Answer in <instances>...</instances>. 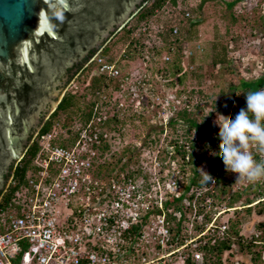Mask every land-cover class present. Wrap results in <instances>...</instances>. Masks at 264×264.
Masks as SVG:
<instances>
[{
  "label": "rangeland",
  "instance_id": "obj_1",
  "mask_svg": "<svg viewBox=\"0 0 264 264\" xmlns=\"http://www.w3.org/2000/svg\"><path fill=\"white\" fill-rule=\"evenodd\" d=\"M203 1L201 13L197 14L199 16L196 19L199 25L193 29H190L187 23L190 16L186 18L183 14L190 13L192 9L199 6L202 0H176L174 5L166 2L155 17L150 19L149 34L151 36L142 48L141 57L135 56L132 61L125 63L126 66L119 68L118 85L109 83L101 95L93 96L88 89L91 76L97 75L96 68L91 66L81 72L65 89L66 93L70 92L79 98L78 108L72 110L70 119L66 114H60L51 127L60 136H65L67 133L74 134L82 124L79 116L83 111H87L84 106L89 102L95 104L101 116L105 115L107 119L116 116L119 123L110 122L108 128H101V131L109 137L107 164L116 166L113 175H126L134 172L136 174L134 180L146 185L151 195L158 193L156 181L162 183V192L166 190L174 192L172 182H180L182 186H186L187 180L192 177L190 165L183 166L178 156L172 159L163 154L170 142L176 140L178 144H183L187 138L194 140L196 137L193 131L189 136L185 135V129L180 125H176L175 130L166 126V122L174 117V112L187 108L192 114L191 117L199 121L209 117L215 125L217 114L227 116L224 106L240 93L229 91L228 86L232 83L237 85L239 78L255 80L264 72V0H241L231 10L226 7V2L231 0ZM136 24H138L136 17L128 22L127 29H133L131 38L138 37L135 26L139 25ZM173 26L186 29L181 38L182 41L187 42L183 49L187 56V59L183 61L185 69L198 68L196 76L195 74L187 76L181 85H176L175 78L166 79L163 76L160 70L163 65L157 64L156 66L152 63V52L148 49L159 46V39L162 40V38L157 34L162 32V27ZM121 33L120 31L108 45L110 48L108 54L114 60L124 53L130 41L127 40L125 45L118 41ZM221 45L226 47L228 63L225 66H213L212 58L220 50ZM188 57H192L193 62L189 63ZM247 69L250 73H246ZM198 74L201 75L199 80L196 79ZM125 76L127 79L122 82ZM171 80L174 83L169 86ZM178 91L182 92L179 96L176 94ZM189 92L193 93L188 94ZM195 106H199V109ZM159 126L163 127L162 133L159 132ZM216 128L218 129L217 126ZM201 143L200 140L196 142L197 148L193 151L195 158L200 156L201 152H206V150L199 149ZM208 152V155L212 154L211 151ZM211 168L210 163L197 165V170L201 175L208 173ZM221 173L226 174V178L231 181L227 193L221 195L215 192L218 198L210 199L201 215L196 213V208L188 209L187 207L185 216L188 217V221L183 224L184 233L182 235L189 241L204 225L203 216L205 214L208 213L211 218L217 214V211H224L222 217L216 221V226L220 227L224 223V225H229L228 235H230V226L237 222L236 228L241 242L244 245H252L249 251L247 249L239 251L236 245L231 244V253L222 252L220 259L225 264H264V226L259 227L260 224H264V215L259 214L261 206L259 203L256 204V201L252 204L250 211H246L247 206H243L246 197L248 199L254 197L249 193L243 195L233 205V209L226 210L229 196L246 188L249 183H235L236 175L226 172L225 167ZM257 185L260 189L264 188L262 181L257 182ZM151 186H153L152 190ZM212 201L214 205L208 207ZM199 241L192 239L187 242V252H193V250L201 252L199 247L202 246L203 240ZM201 254L203 255L202 252ZM255 254H260V259L254 263L252 258ZM215 261V256H213L208 262L205 261V264H215Z\"/></svg>",
  "mask_w": 264,
  "mask_h": 264
},
{
  "label": "built area",
  "instance_id": "obj_2",
  "mask_svg": "<svg viewBox=\"0 0 264 264\" xmlns=\"http://www.w3.org/2000/svg\"><path fill=\"white\" fill-rule=\"evenodd\" d=\"M183 15L189 16L188 12ZM136 25L135 39L145 45L151 36L149 26ZM158 33L161 37L162 32ZM151 52L154 61L153 48ZM93 62L97 75L118 78L114 63L98 56L89 60ZM107 120L94 105L89 121L74 134L60 136L52 128L32 138L28 147L37 144L32 169L22 180L15 177L23 154L2 192L15 188L14 194L4 205L0 197V264H187L188 258L202 264L201 252L186 255L185 250L187 242L196 241L203 232L189 241L182 236L181 244L171 235L169 216L179 220L181 215L164 203L171 195H180L175 190L182 184L174 181V192H162V183L156 181L158 193L151 195L146 185L134 180V172L113 175L116 166L106 161L109 137L101 131ZM213 220L206 231L224 235L227 225L217 227Z\"/></svg>",
  "mask_w": 264,
  "mask_h": 264
},
{
  "label": "water",
  "instance_id": "obj_3",
  "mask_svg": "<svg viewBox=\"0 0 264 264\" xmlns=\"http://www.w3.org/2000/svg\"><path fill=\"white\" fill-rule=\"evenodd\" d=\"M143 1L0 0V197L31 130L61 100L68 70L121 29Z\"/></svg>",
  "mask_w": 264,
  "mask_h": 264
},
{
  "label": "trees",
  "instance_id": "obj_4",
  "mask_svg": "<svg viewBox=\"0 0 264 264\" xmlns=\"http://www.w3.org/2000/svg\"><path fill=\"white\" fill-rule=\"evenodd\" d=\"M241 0H231L230 2H226V7L231 10L237 3H239ZM166 2H170L172 5L175 4L176 0H144L137 13L135 14L136 22L137 23H145L146 26H149L150 19H153L156 15V13L159 12V10L165 5ZM204 1L199 4L198 7H195L191 10L189 14L190 17L187 19V23H189V28L193 29L196 28L199 25V21H197V14L201 13V7L203 6ZM133 30V29H132ZM132 30L127 29V27H124L121 30V36L118 37V41H120L123 45H125L127 40H130L127 46L126 54L123 58H121V61L116 62L117 67H123L126 66L125 63H129L132 61L135 56L140 57V53L142 52L143 40H140V38L135 39L131 38L130 35L132 33ZM162 33L160 34L162 38V45L157 47L155 46L153 48V53L157 56L156 60L152 61L154 65L157 66V64L163 65V68H160L161 73L166 79H172L175 78L176 85H181L187 78V76H191L197 72V67H192L191 69H186L185 71H182L184 68L183 61L186 60V52H183L186 40L182 41L183 31L186 29H183L181 27H177V33L173 34V27L170 28H163L162 27ZM120 33V32H118ZM116 33L112 39H114L117 34ZM111 39V40H112ZM107 42L108 44L103 45L107 40H105L102 45L98 47V49L92 50L88 53V55L78 64H76L73 68H76V71H79L85 62H87V59L92 56L95 52H97L99 49H102L100 51V55L104 58L105 63L110 64L112 62H115L114 58L108 54L109 52V44L111 42ZM114 45V44H112ZM102 47V48H101ZM215 49V48H214ZM152 51V49H150ZM218 52V53H217ZM215 55L212 58V65L213 66H225L227 65L226 60V47L221 45L220 50L217 51ZM194 55V54H193ZM162 56H166L167 59L162 58ZM189 58V57H188ZM192 58V57H191ZM189 58V63L193 62V60ZM201 69H199L200 71ZM71 71V70H70ZM68 70V72L70 73ZM75 71V72H76ZM250 73V70H246V73ZM75 74V73H74ZM74 76V75H73ZM69 76L68 81L73 77ZM196 76V74H195ZM71 77V78H70ZM201 78V75L198 74L196 77L197 80ZM109 83H117V79L113 78H106L103 75H95L91 76L90 78V85L88 86V89L90 91L91 95H101V92L105 91L108 87ZM174 82H171L168 84L169 86H172ZM229 91L231 92H240L238 96H234L232 100H230L229 103L224 106V112L225 114L231 118L234 119L235 116L238 114L239 110L241 108H246V93L249 91H255L259 90L261 88H264V72L255 80L251 79H245V78H239L237 85L230 84ZM182 92L178 91L176 92L177 96H179ZM193 92H189L188 94H192ZM200 94V93H199ZM84 98V96H82ZM78 99L76 96L70 92H67L64 94L60 102L58 103L55 111L50 115L49 119L43 124L41 129L38 132V136L44 135L46 132H48L53 124V121L60 115V114H66L67 117L70 119V114H72V110L78 108ZM94 103H86L84 106L87 108V111L82 113L80 115V121L81 123H86L89 121ZM199 106H195L196 109ZM191 112L187 110V108H183L181 110L174 112V117L170 118L166 122V126L172 130H175L176 125H180V127H183L185 129V135L190 134L191 131L194 132V135L196 136L194 140L191 138H187L186 142L183 144H178V142L175 140L173 142H170L163 151L164 156H168L169 158H174L175 156H178L182 162V165H190V171L192 173V177H190L187 180V185L182 186V189H177L176 193H179L180 195L175 197L174 195L170 196V198L164 203L165 207H172L174 211L178 212L181 216L179 220L174 216H169V219L172 221L173 226L171 227V235L177 237L178 244L183 243L182 238V229H183V223L188 221V217L186 215V208H196V213L198 215H201V213L204 211V209L207 207V202L210 199H217V195H215V192L222 194H226L228 191L229 186L231 185V181L226 178V174L221 173V171L224 168L222 159L215 155V153H218V129L216 126L210 121L209 117L203 118L202 120H197L194 117H191ZM202 121V122H201ZM110 122H113L114 124L119 123V120L114 116L113 118L108 119L104 124V128H108V124ZM123 124V122H122ZM153 128V127H152ZM154 129V128H153ZM157 129V128H156ZM159 132H163V127L159 126ZM200 140L202 143L199 146V149L201 151L206 150V152H201L200 156L194 157V150L196 147V142ZM208 151H211V155H208ZM37 153V144H32L28 147L27 151L25 152L23 158L20 160L19 164L16 166L14 170V175L18 180H22L26 172L29 169H32V162L35 158ZM199 163H210L212 165V168L207 173L210 175L213 180L206 182L205 181V175L199 174V171L197 170V165ZM13 168V165L10 167V171L6 178H8L11 170ZM183 169V167H182ZM133 174V173H132ZM131 174V175H132ZM136 175V174H135ZM132 177V176H130ZM264 184V181H262ZM255 184H248V186L242 190H239L233 194H231L227 200L226 208H232L233 205L239 201L240 198L243 197V195H248L249 193L253 194L252 199H248L246 197L245 203L243 206H247L249 212L250 208L252 207V204H254L256 201L261 208L259 209V214L264 215V188L260 189L259 185L256 187ZM3 192V191H2ZM15 192V188H11L7 193L2 195V201L1 205H4L8 203L10 198ZM262 201H259V200ZM259 201V202H258ZM255 204V205H256ZM214 205V202L212 201L208 207H212ZM197 215V216H198ZM209 214H205L203 216L204 224L208 223L210 221ZM237 222H235L233 225L230 226V235L228 238L224 241H216L215 243H210V241H207L204 245L199 247V250L203 252L204 254V264L205 261L208 262L209 258H212L215 256V264H220V255L223 251L229 250L231 247V244H234L238 247L239 251H243L244 249H247L249 251V248L252 244L244 245L241 242V237L238 236V231L236 228ZM264 224H260L259 227H263ZM198 229V227H196ZM187 239V238H185ZM201 242V241H199ZM188 249L185 250L186 255H191L192 251H188ZM260 259V254H255L252 258L253 262L255 263L257 260ZM187 264H199L198 262L194 263L189 258L187 259ZM201 264V263H200ZM203 264V263H202Z\"/></svg>",
  "mask_w": 264,
  "mask_h": 264
},
{
  "label": "clouds",
  "instance_id": "obj_5",
  "mask_svg": "<svg viewBox=\"0 0 264 264\" xmlns=\"http://www.w3.org/2000/svg\"><path fill=\"white\" fill-rule=\"evenodd\" d=\"M136 13L132 14L129 20L127 21V23L121 29L113 33L111 38L107 40L105 43H103L102 47L108 44L107 42H109L116 33L120 32L124 27H127L128 22L133 17H135ZM100 51H102V49H99L97 52H95L92 55V57L98 56L103 61H105L104 58L100 55ZM126 51L127 49L124 51L123 54L119 55L118 59H116L115 62L112 63L115 64L116 62L121 61V58L125 56ZM89 60L75 74V76L72 78L70 83H72L73 80L77 78V76L81 72L85 71L91 66L96 68L97 64L95 62L89 63ZM183 68H185V66ZM182 71H184V69ZM65 88H67V86ZM65 93L66 90L64 91L62 97L64 96ZM245 99H246V108H241L234 119H231L228 116L222 114H217L214 123L219 129L217 134L219 140L217 147L219 151L218 153H215V155H218L222 159L226 172L233 173L236 175L235 183L246 182L249 184H255L257 182L264 181V88L247 92ZM55 109L51 112V114L55 111ZM50 115L47 117V119L43 121V124L49 119ZM41 127L39 128V130L41 129ZM38 132L35 135L38 136ZM24 152L23 154H25ZM211 180H213V178L207 173H205V181L209 182ZM228 209L230 210V208H227L226 210ZM216 213L217 214H215L214 216L215 219L214 217H211L210 221L208 223H205L200 228V230L197 231L198 233L204 231V233L200 235L199 238L197 239L198 241L199 240H203L205 242L210 241V243L212 244L215 243L216 241H224L228 238L229 225H227V229L224 232L225 234L222 236L212 235V234L210 235L205 229L213 219H214L213 224L216 226V221L220 217H222L224 211H220V212L217 211ZM224 252L231 253V249L225 250L223 251V253ZM202 257H203L202 263L204 264V254L202 255ZM220 264H225V262L222 261V259H220Z\"/></svg>",
  "mask_w": 264,
  "mask_h": 264
},
{
  "label": "flooded vegetation",
  "instance_id": "obj_6",
  "mask_svg": "<svg viewBox=\"0 0 264 264\" xmlns=\"http://www.w3.org/2000/svg\"><path fill=\"white\" fill-rule=\"evenodd\" d=\"M76 71V68H73L71 71H70V73L67 75V79L65 80V83H64V85H63V87H62V91H64L66 88V85L72 80V78L68 81V77L69 76H72L73 74H74V72ZM45 116V114H42L41 115V117L43 118ZM47 119V118H46ZM39 131V129H35V130H31V133L29 134V136H28V138H27V143L23 146V148H24V150L26 149V147L28 146V144H29V142H30V140H31V138H32V136H34V134L35 133H37ZM13 164H14V162H13ZM12 164V165H13ZM11 165V166H12ZM7 181V179L5 180V182Z\"/></svg>",
  "mask_w": 264,
  "mask_h": 264
}]
</instances>
